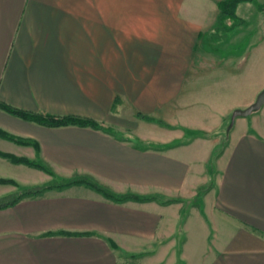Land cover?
Listing matches in <instances>:
<instances>
[{"label":"crops","instance_id":"0c3cea01","mask_svg":"<svg viewBox=\"0 0 264 264\" xmlns=\"http://www.w3.org/2000/svg\"><path fill=\"white\" fill-rule=\"evenodd\" d=\"M217 1L0 0V102L114 132L47 126L0 109V132L11 138L0 135V180L10 181L0 182V199L20 191L17 181L50 176L10 157L40 162L58 179L84 177L116 195L156 198L117 203L84 185L23 197L0 208V264H140L123 252L140 243L151 253L142 264H264V104L231 121L218 156L208 144L168 139L155 147L133 133L136 121L147 123L142 116L160 120L147 111L174 93L187 49L214 26ZM261 4L236 9L245 22L230 36L243 35L235 39L246 49L239 62L264 45ZM248 14L258 16L255 26ZM211 58L220 68L224 58ZM232 66L225 82L202 86L207 101L193 108L191 124L222 126L264 88V77L248 89L236 84L244 65Z\"/></svg>","mask_w":264,"mask_h":264},{"label":"rangeland","instance_id":"374dc122","mask_svg":"<svg viewBox=\"0 0 264 264\" xmlns=\"http://www.w3.org/2000/svg\"><path fill=\"white\" fill-rule=\"evenodd\" d=\"M258 1H260L261 3L263 2V4L260 5V8L263 14L261 16L263 17V21H264V0H258ZM258 1L252 0L241 3H251L254 4V6H257ZM211 6L213 5L211 4ZM236 16L240 20L239 21L240 23H245L244 20L240 18L237 14ZM217 17L218 14L213 24L214 26L212 30L209 31L205 29L201 31L198 41H196L197 45L194 47V49L192 51L189 50L190 48L187 49L188 53L187 55H185L187 58V61H185L186 67H184L185 70L182 69L181 72L180 71L178 72V74L181 75L182 77H179L178 79L174 80V85H175L174 93L171 96L165 95L163 97L166 98L165 101H163V99L159 97L160 100L157 102L159 104V108H156V110L153 112L147 111L149 112V114L159 117L160 119L159 121L161 120H163V122L165 121L164 123L167 124V126L166 127L160 126L157 123L154 125L152 124L151 121H149V123L148 121L147 123L144 122L140 123L136 121V123L139 125L138 126H135V124L133 125V129L135 128L134 129L135 132L133 133L135 134L139 133L141 136H144V138L148 139L147 145H151L155 147H165L166 145H164V143H167L168 139L176 140L174 141V144L179 146L183 144H190L191 142L194 141L196 142V144H200V143L204 145L208 144L210 146L209 151L212 150L214 151V153L216 152L217 156L222 153L223 149L227 145L228 133L230 132L232 126L231 116L233 112H235V109L229 112L228 123L225 122V118L227 117L226 116L223 119L222 126H218L212 129V127H208V126H202V125L196 126L191 124L194 122V119L197 118L196 117L197 111H194L195 109L193 108H196L198 103L202 104L205 103V101H207L206 100L207 96L204 95V93L203 94L200 93L204 90L202 86H204V88L207 89V87L212 85L213 80L216 81L220 80L225 82L223 77H227L229 75L227 73H229V68H231L232 65L233 68L235 67L239 68L240 66L244 65L241 67L240 70H237V72L239 71L240 73L236 78V82L239 83L236 84H242V85L246 84L245 87H247V89L252 87V85H254L252 84V82L255 81V79H260L261 77H264V45L258 46L257 50H259V53L257 54L255 50H252V52L249 55H247V52H244L243 55L244 56L247 55V60L245 62L243 60L242 62H239L240 56L242 58V51H244L245 48L244 45L241 44L235 45V39L236 38L239 39V37L243 35L235 36L234 39L230 40L231 39L230 36L233 34L235 27L227 32V35L225 37V39L226 38L227 39L225 43H222L221 45L219 44L213 45V43H210V40H212L211 36H213L214 32L217 35L223 34V31L222 32L218 30L216 31L215 27L217 25ZM247 17H249L247 18L249 19V21L252 18L251 22L253 26L256 25L257 20L259 19L258 16L256 15L251 16L248 14ZM209 20H210L209 15H207L206 19L204 20V26H202L203 28L207 27V25L209 24ZM221 24L223 25V27L225 26V28H228L232 25V19H225L223 22L220 23V25ZM209 33L210 35L209 37H207L206 35ZM249 33H250V29H247L246 34ZM251 33H252L251 39L255 40L257 35L255 28L251 27ZM216 34L214 35V37L216 36ZM262 35L264 36V28H262ZM195 40H197V38H195ZM248 40H250V38H248ZM234 45L236 47H234ZM213 55L224 58V61H221L220 63V68H218V66L217 67L215 66L216 67L215 69L213 68L212 58H211V56ZM231 55L239 56L234 60V62H232V64H230L228 61ZM216 65H219V63H217ZM214 75L216 76L215 79H214ZM228 90H232V89H228ZM212 97L213 96L211 95L210 98ZM218 97L227 103H231L233 101L231 100L230 97L224 96L223 92ZM238 102L239 101L237 100V103ZM211 106L212 105L209 106L205 105L204 107L211 108ZM245 108L236 109V110H243ZM250 114H252V112ZM237 117L240 116L235 115L232 121H234V119ZM187 140L188 142H183ZM136 143L138 145H143V142H141L140 140ZM209 160L210 157H208L206 163L208 170L209 168H211L210 166H212V162H213V161L209 162ZM52 180H53L52 176H47L44 174L43 178L37 177L36 182H32V183L29 182L30 184H27V182L25 181L24 182L17 181V182L20 184L19 187H21V189H30L32 187L48 185L52 182ZM138 245L135 246L136 249L134 250L123 251L128 257H130V259H134V260H129L128 263L139 262L140 264H142V262L148 261V259H145V257H148L151 254L149 248L150 246H148V244H143V243H140Z\"/></svg>","mask_w":264,"mask_h":264},{"label":"trees","instance_id":"16d2710c","mask_svg":"<svg viewBox=\"0 0 264 264\" xmlns=\"http://www.w3.org/2000/svg\"><path fill=\"white\" fill-rule=\"evenodd\" d=\"M246 1H252V0H219L216 2V6L218 9V17H217V25H216V31H223L222 35H217L215 32L213 36H211V39L214 41L217 40H223L225 39L227 32L236 27L237 25L240 24V20L236 16V7L239 3L241 2H246ZM225 19H232V25L228 28L223 27V25L220 23L223 22ZM236 20V21H234ZM238 21V22H237ZM216 36L214 37V35ZM0 109L11 113L13 115L19 116L23 119L34 121L37 123H41L47 126H63V125H78V126H88V127H93L95 129L101 130L109 135H114V132L112 129L108 126H104L102 124H98L92 120L89 119H81L77 117H55V116H49L41 113H31V112H26L22 111L16 108H13L12 106H9L7 104L1 103L0 102ZM142 119L146 121H151L159 124L160 126L166 127L167 124H165L163 121L159 120H154L152 118L142 116ZM0 135L4 136L5 138L11 139L9 136L6 134L0 132ZM19 143H29L25 140H17ZM10 159L13 162L16 163H24L28 166H32L35 168H38L45 173L49 174L50 176L53 177V180L50 184L48 185H43L39 187H33L30 189H22L18 193H16L13 196L7 197V198H1L0 199V208L2 207H7L10 205L15 204L17 201H19L21 198L26 197V196H34L43 193L44 191L47 190H62L67 187H70L72 185H84L88 188H91L100 194H102L105 198L110 199L114 202L121 203L125 202L128 200L131 201H138V202H145L149 201L152 199H156L155 197H142V196H135V195H116L113 194L112 192L102 188L101 186L97 185L93 181L84 178V177H75L71 179H57L55 176L46 168L44 167L40 162L37 161H30L26 159H21V158H14L10 157ZM0 182L6 183L10 182L9 180H0ZM173 200H164L162 203H169L172 202Z\"/></svg>","mask_w":264,"mask_h":264},{"label":"water","instance_id":"95a60500","mask_svg":"<svg viewBox=\"0 0 264 264\" xmlns=\"http://www.w3.org/2000/svg\"><path fill=\"white\" fill-rule=\"evenodd\" d=\"M263 104H264V88L260 91V93L258 94L257 98L253 103H251L243 110H235V112H233L231 116V121L235 115H238L240 117L248 116L251 112L258 110Z\"/></svg>","mask_w":264,"mask_h":264}]
</instances>
